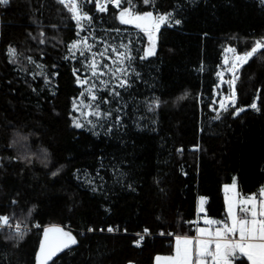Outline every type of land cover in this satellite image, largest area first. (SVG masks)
I'll list each match as a JSON object with an SVG mask.
<instances>
[{
  "label": "trees",
  "instance_id": "trees-1",
  "mask_svg": "<svg viewBox=\"0 0 264 264\" xmlns=\"http://www.w3.org/2000/svg\"><path fill=\"white\" fill-rule=\"evenodd\" d=\"M123 7L175 20L157 33V55L137 60L141 124L115 140L73 124L81 85L68 59L79 38L69 8L59 0L0 4V216L41 227L22 239L0 229V264H34L42 231L54 223L72 230L78 246L52 264H155L174 253L178 236L195 235L201 198L208 216L225 221L226 185L236 182L242 196L264 187V56L239 68L235 108L217 104L228 84L215 98L226 49L243 54L264 41V6L131 0L103 13L86 3L84 11L98 33L112 32L127 28L118 19ZM107 163L126 169L123 187L79 183V172L96 174ZM234 264L250 263L238 256Z\"/></svg>",
  "mask_w": 264,
  "mask_h": 264
},
{
  "label": "snow or ice",
  "instance_id": "snow-or-ice-1",
  "mask_svg": "<svg viewBox=\"0 0 264 264\" xmlns=\"http://www.w3.org/2000/svg\"><path fill=\"white\" fill-rule=\"evenodd\" d=\"M59 2L65 7L69 8V11L73 14L72 18L77 22V25L83 30L84 20H92V17L88 16L87 13L83 12V7L86 3H94L99 12L103 13L108 11V5L112 4L116 8H121L122 4H130L131 0H81L78 4L77 0H59ZM145 3H149L150 0H144ZM0 4L8 5L9 0H0ZM169 18V15H159L154 16L153 12L136 13L131 7H123L119 12L118 19L121 24L134 25L136 28L140 29L145 33L150 42V46L144 50V54L139 58L141 60L147 59L148 57L156 55V39L157 33L160 31L161 25L165 24ZM176 24L180 21L176 20ZM118 31V30H117ZM43 42V41H41ZM84 44L86 48L91 46L87 44V40L74 41L69 48V51L73 49L79 50L81 44ZM125 51H118L113 48L111 51L115 53L116 60L114 63L121 65L114 70L109 69L111 75L116 77L117 73L126 74L127 70L123 65L125 62L129 64L134 59L133 56L129 54V50L126 45H121ZM9 55L15 57L16 49L9 48ZM105 52L96 53L93 55L89 67L91 69L92 76H103L107 73L104 72L103 68H109L107 64L99 65L96 61V55L101 57L105 56ZM226 52H231L234 54L230 67L226 70L232 74V79L225 81L223 79V72L217 75L221 78V83H227L230 86V93L224 97L223 101L220 102V107L224 111H228L229 107L235 108L237 91L236 82L239 79L237 72L239 68L243 65L249 63L251 59L255 56H264V41H256L254 46L247 52L243 54H238L236 49L228 48ZM84 55L83 51L80 53ZM75 55V52H73ZM31 59V58H29ZM111 59V57H108ZM224 63L227 65L229 60L225 57ZM79 70H74V75ZM138 75V74H137ZM78 84L85 85L88 84V79L81 80L77 76ZM101 84H107L106 81L101 80ZM129 86L128 80L121 79L117 87L125 88ZM95 85H90L85 92L80 94V98L73 100V110L80 112L82 116H95L97 120L100 118L111 117V111L102 112L100 110L101 103H108L106 99H100L97 97L93 89ZM115 96H119V92L115 88L112 89V93ZM259 97H257L258 99ZM85 99H90L95 103L85 104ZM155 107L160 106V102L157 99L155 102ZM83 107H88L93 109L87 113L81 111ZM250 108L260 111L256 102H253ZM245 111V108H236L233 115H239V113ZM219 119L220 116L215 117ZM117 117V121H119ZM88 123H93L89 120ZM73 124L77 128H81L84 125L80 122L79 118H74ZM111 129H109L110 131ZM57 173H53L56 175ZM232 189L236 188L235 182L231 186ZM230 190L226 187V191ZM259 197H264V187H262L257 194L249 195L244 197L239 204L238 209L235 207V201L232 198L228 200V217L230 223L227 221L221 222L213 219H205L204 223L209 226V228H200L199 235L201 237H208L207 239H189V238H176V251L174 256L169 257H156L159 262L161 259L165 261V264H234L240 254L246 257L251 264H264V199L258 200ZM204 199L201 198V208L200 211L203 212ZM250 206V207H249ZM239 212V215L237 214ZM216 225L214 230H210L211 226ZM0 227H11V219L7 216H0ZM15 231L20 234L21 239L23 238V230L20 225L15 226ZM92 231V229H89ZM108 232H113L115 229L109 227ZM149 230L144 229V234H147ZM144 234L137 233L138 240L135 241L136 246H140L141 242L144 240ZM163 235V233H161ZM77 244V239L72 235L70 231H65L61 227L53 226L44 229L43 240L40 244V250L37 257L38 264H48V261L52 260L59 252L70 248L71 245ZM214 245V247H213ZM131 264V262H130Z\"/></svg>",
  "mask_w": 264,
  "mask_h": 264
},
{
  "label": "rangeland",
  "instance_id": "rangeland-1",
  "mask_svg": "<svg viewBox=\"0 0 264 264\" xmlns=\"http://www.w3.org/2000/svg\"><path fill=\"white\" fill-rule=\"evenodd\" d=\"M183 1L192 2L195 0H183ZM257 1L262 6H264V0H257ZM80 2L81 0H77L78 4ZM82 10L83 12H85L84 7ZM153 14L154 16L162 15V14L155 15L154 12ZM88 16L92 17L89 14ZM71 19L76 24L77 29L79 30V38L77 41H82L86 39L87 44L91 46L90 48H86L82 43L79 47V50L73 49L72 51H69L68 54V59L73 64L74 69L79 70L77 74L79 75L80 79L81 80L88 79L89 81L88 84L85 85L80 84L81 93L85 92V90L90 85H95L96 87L93 89V91L95 92L97 97L100 99H106L108 101V103L100 104V110L102 112L111 111L112 113L111 117L109 118H100L99 120H97L95 116H87V117L82 116L80 112L73 110L74 111L73 120L74 118H79L80 122L84 125L80 129L88 130L94 133L95 135H103L108 138H113L115 140H122L123 138H125V135L129 130H132L133 128H138L142 122L141 118L143 111L141 107V102L138 99L140 96V92L138 91V87L135 83L141 81L142 79L140 72H138V68L136 64L139 57L144 54V50L146 47L145 46L146 39L144 38L143 34L133 25L127 26L126 30H118V31L116 30L112 32L105 31L98 33L95 29L93 19L91 20L90 23L87 20L81 22L83 24V30L80 29V27L77 25V22L72 18V16ZM174 20L175 17L173 15L172 16L169 15V18L165 24H173ZM165 24H162L161 26ZM121 45L127 46L129 50V54L133 56L134 59L131 61L130 64L128 62H125V64L123 65V67H125L127 70L126 74L117 73L116 77H113L109 69L114 70L117 67H121V65L114 63V61L116 60V56L115 53L111 51V49L115 48L118 51H125V49L121 47ZM106 48L108 49V52L105 53V56L101 57L99 55H96V61L99 65H101V67L103 66V64H107L109 66V68L102 69L107 74L103 76H92L91 69L88 65L91 62L94 54L105 52ZM229 48H234V47H229ZM81 51H83L84 55L80 54ZM73 52H75V55H73ZM233 56H234L233 53L225 51L223 55V65L217 71L218 73L220 72L224 73L223 79L225 81L232 79V74L228 72L226 69L230 67ZM108 57H111V59H108ZM225 57H227L229 60V63L227 65L224 63ZM217 78L219 80V85H218V89L215 90V98H217L220 95L219 88L227 85V83H223V84L221 83L220 76L217 75ZM121 79L128 80L129 86L125 88L117 87ZM101 80L106 81L107 84H101L100 83ZM113 88H115L116 91L119 92V96H115L111 94ZM229 93H230V86H229ZM229 93L227 94L222 93V95H220L219 99L217 100V104L219 105V107H220V102L223 101L224 97L227 96ZM85 96L87 97L86 92H85ZM78 98H80V95L78 96ZM90 103H95V102L91 101L90 99H85L86 105ZM92 110L93 109H89L88 107H83L81 109V111L85 113ZM117 117L120 118L119 121H117ZM89 120H92L93 123L91 124L88 123ZM109 129L111 130L109 131ZM127 178L128 175L126 173V169H124L118 163H107L106 165H103L96 174L88 170L86 171L83 170L79 172L77 175V179L81 185L89 188H100V189L109 188V187L113 188V186L123 187L127 182ZM235 184H236L235 189L231 188L233 184L226 185L224 187L225 196H226V212H227L229 198H232L235 201V207L237 209L239 206L237 204L238 200L235 198L237 192V183L235 182ZM226 187L230 190L226 191ZM203 199H204L203 212L200 211L201 199L198 203L199 221L196 222L195 235L182 236L181 238L186 237L189 239H193L194 241L197 239L208 238V237H201L199 235V229L209 228V226L204 223L205 219H213V220L216 219L208 216L207 208H206L207 201L206 198ZM261 199H264V197H262ZM237 214L239 215V212H237ZM227 222L230 223L228 212H227ZM54 224H58V223H54ZM215 227L216 225L211 226L210 230H214ZM175 251H176V239L174 244V253L169 256H174ZM169 256L160 255L159 257L164 258ZM155 264H165V261L161 259L158 262L157 259H155ZM209 264H211V261H209Z\"/></svg>",
  "mask_w": 264,
  "mask_h": 264
},
{
  "label": "water",
  "instance_id": "water-1",
  "mask_svg": "<svg viewBox=\"0 0 264 264\" xmlns=\"http://www.w3.org/2000/svg\"><path fill=\"white\" fill-rule=\"evenodd\" d=\"M126 26H129V25H126ZM133 26H134V25H133ZM137 29H138V28H137ZM138 30L141 31L140 29H138ZM141 32H142V31H141ZM147 38H148V37H147ZM149 46H150V42H149V40H148L145 49H146L147 47H149ZM157 53H158V47H157V43H156V55H157ZM156 55L151 56V57H148L147 59H149V58H153V57H155ZM53 226L61 227V228H63L65 231H70V232L72 233V235L77 239V244H75V245H71L70 248L63 250L62 252H59L56 256H54V257L52 258V260L48 261V264H52V263H53V262H54L59 256H61V255L64 254L65 252H67V251H69V250H71V249H73V248H75V247L78 246V237H77V235H76L72 230H70V229H68L67 227L62 226V225H60V224H51V225L47 226L46 228L53 227ZM46 228H45V229H46ZM43 233H44V230L42 231L41 238H40V242H39V245H38V248H37V251H36V255H35V263H34V264H38L37 257H38L39 250H40V244H41V242H42V240H43Z\"/></svg>",
  "mask_w": 264,
  "mask_h": 264
},
{
  "label": "built area",
  "instance_id": "built-area-1",
  "mask_svg": "<svg viewBox=\"0 0 264 264\" xmlns=\"http://www.w3.org/2000/svg\"><path fill=\"white\" fill-rule=\"evenodd\" d=\"M16 225H20V228L23 230V232H26V231H38V230L41 229V227L36 222H32V223H29V224H18V223L11 222V227H0V229H7L9 231L16 232L15 231V226Z\"/></svg>",
  "mask_w": 264,
  "mask_h": 264
},
{
  "label": "crops",
  "instance_id": "crops-1",
  "mask_svg": "<svg viewBox=\"0 0 264 264\" xmlns=\"http://www.w3.org/2000/svg\"><path fill=\"white\" fill-rule=\"evenodd\" d=\"M224 193H225V190H224ZM244 197H247V196H242V195H240V193H239V191H238V188H237V192H236V199L238 200V202H237V204L239 205L240 204V201L244 198ZM262 197H259L258 196V200H260ZM225 199H226V196H225ZM239 207V206H238ZM250 207V206H249ZM225 221H227V218H226V220ZM240 256H243L242 254H240ZM246 258V257H245ZM247 259V258H246ZM249 263L251 264V262L249 261Z\"/></svg>",
  "mask_w": 264,
  "mask_h": 264
}]
</instances>
